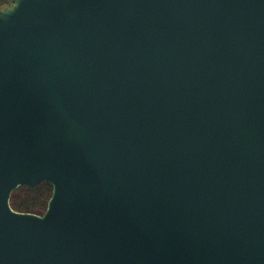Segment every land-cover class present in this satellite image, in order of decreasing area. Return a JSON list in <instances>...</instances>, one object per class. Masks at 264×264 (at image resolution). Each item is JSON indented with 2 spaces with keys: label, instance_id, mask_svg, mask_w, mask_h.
<instances>
[{
  "label": "water",
  "instance_id": "95a60500",
  "mask_svg": "<svg viewBox=\"0 0 264 264\" xmlns=\"http://www.w3.org/2000/svg\"><path fill=\"white\" fill-rule=\"evenodd\" d=\"M0 264H264V0L0 9Z\"/></svg>",
  "mask_w": 264,
  "mask_h": 264
},
{
  "label": "trees",
  "instance_id": "16d2710c",
  "mask_svg": "<svg viewBox=\"0 0 264 264\" xmlns=\"http://www.w3.org/2000/svg\"><path fill=\"white\" fill-rule=\"evenodd\" d=\"M51 191V186L45 182H41L32 188L19 186L11 192L9 205L16 212L41 216L46 209Z\"/></svg>",
  "mask_w": 264,
  "mask_h": 264
},
{
  "label": "rangeland",
  "instance_id": "374dc122",
  "mask_svg": "<svg viewBox=\"0 0 264 264\" xmlns=\"http://www.w3.org/2000/svg\"><path fill=\"white\" fill-rule=\"evenodd\" d=\"M12 4H13V0H0V9L1 10L7 9L11 7Z\"/></svg>",
  "mask_w": 264,
  "mask_h": 264
}]
</instances>
